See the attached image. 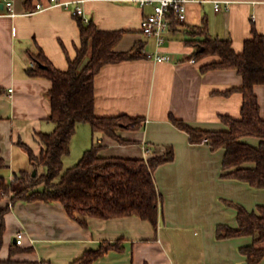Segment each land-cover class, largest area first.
Segmentation results:
<instances>
[{
    "label": "crops",
    "instance_id": "crops-1",
    "mask_svg": "<svg viewBox=\"0 0 264 264\" xmlns=\"http://www.w3.org/2000/svg\"><path fill=\"white\" fill-rule=\"evenodd\" d=\"M12 1L14 15H9L0 1V87L4 90L0 95V149L7 166L0 175L35 171L20 143L39 153L37 132L54 128L49 119L51 82L28 75L31 56L40 55L55 68L65 70L67 58L75 56L80 44L74 5L29 13L36 2L47 0ZM78 1L98 29L121 32L115 51L143 45L140 57L106 63L94 77L95 114L140 116L145 119L142 127L117 130L130 143H120L100 132L96 137L103 146L99 151L103 157L148 158L162 154L168 146L173 148V160L154 170L162 197L160 219L156 229L148 220L133 215L87 217V225L82 226L59 202H11L3 197L0 214L10 202L11 206L3 216L1 264H70L103 242H117L120 249L110 250L93 264H247L239 248L250 244L252 236L217 239L215 228L218 224L236 225L237 210L227 201L254 210L264 204V188L222 177L224 150H211L205 142L190 143L187 132L175 126L169 116L202 130H225L220 115L239 116L241 93L222 92L240 86L241 76L231 68L202 71L200 66L215 57L190 61L195 48L186 44V31L206 21L212 36L229 38L232 48L240 52L251 36L252 25L264 35V0H218V11L214 0H193L187 5L185 21L172 24L158 49L141 31L143 17L152 12L151 4L141 6L139 0ZM155 51L167 59L146 56ZM254 92L264 118V84H256ZM83 125L77 124L63 165L70 154L76 162L91 145L90 125ZM242 140L258 143V138L251 136ZM147 148L150 153H146ZM42 169L38 167V172ZM19 231H25L21 243L16 242ZM256 264H264V257Z\"/></svg>",
    "mask_w": 264,
    "mask_h": 264
},
{
    "label": "trees",
    "instance_id": "trees-1",
    "mask_svg": "<svg viewBox=\"0 0 264 264\" xmlns=\"http://www.w3.org/2000/svg\"><path fill=\"white\" fill-rule=\"evenodd\" d=\"M32 0H26L31 2ZM79 17V16H77ZM80 44L73 58H67V68L59 70L40 55L31 56L33 66L26 72L50 80L48 90L51 112L49 119L54 123L51 131H38L39 153L24 144L33 171L13 172V180L0 175V198L9 197L16 201L59 202L67 214L80 225H87V217L112 218L126 215L148 220L156 229L160 215L162 197L154 179V170L174 158L171 146L162 154L148 158L103 157V147L97 133H104L120 143H130L117 134V130L139 129L144 118L127 115L98 116L94 112V77L106 63H113L141 56L140 43L128 51H115L113 46L120 36L119 31L98 29L92 22L85 24L81 17ZM185 42L195 51L191 57L201 59L214 56L203 63L202 71L216 68L235 69L241 76V85L222 92L229 95L238 91L242 95L238 117L220 115L227 126L225 130H202L189 126L173 115L170 121L187 132L190 143L205 142L211 150L223 149L221 161L222 177L246 182L254 188H264V118L254 92L256 84H264V35L254 25L251 36L245 39L240 52L232 48L229 38H218L208 32L206 21L201 26L187 29ZM4 90L0 87V95ZM78 123L90 125L93 140L73 165L64 168L63 157L70 152V142ZM258 138L252 145L243 137ZM205 140V141H203ZM43 172H38V167ZM0 149V170L6 169ZM236 208V225L218 224L215 237L224 239L237 236H252V242L239 248L246 256L247 264H256L264 257V204L254 210L242 205L226 202ZM1 210L0 248L4 233V213ZM112 249H120L117 242H103L97 248L87 249L70 264H93ZM8 262H11L7 260ZM3 261L0 259V264Z\"/></svg>",
    "mask_w": 264,
    "mask_h": 264
},
{
    "label": "built area",
    "instance_id": "built-area-1",
    "mask_svg": "<svg viewBox=\"0 0 264 264\" xmlns=\"http://www.w3.org/2000/svg\"><path fill=\"white\" fill-rule=\"evenodd\" d=\"M3 2V7L6 8L9 15H14L13 1L12 0H0ZM193 0H139L141 6L145 4L152 5V12L148 15H145L141 22V31L142 33L154 40L156 49L162 46L165 42V34L171 28L173 23H183L186 18L187 5ZM78 0L75 1H62V0H47L46 3L36 2L35 8L29 13H33L36 10H44L54 6H63L69 8V6L74 5L72 13L75 16L81 17L84 22H88L89 18L85 16L84 11L81 5L78 3ZM221 2L214 0V9L216 11L220 10ZM149 58H154L155 60H164L167 57L163 54H160L158 51L153 53L146 54ZM190 61L194 62V58H191ZM33 66V63H31ZM12 88H9L11 91ZM205 141V140H203ZM146 153H150V150L147 148ZM9 180H13V174H10ZM11 206V202L8 205ZM25 231H19L16 234V242L21 243ZM34 241V240H31Z\"/></svg>",
    "mask_w": 264,
    "mask_h": 264
},
{
    "label": "rangeland",
    "instance_id": "rangeland-1",
    "mask_svg": "<svg viewBox=\"0 0 264 264\" xmlns=\"http://www.w3.org/2000/svg\"><path fill=\"white\" fill-rule=\"evenodd\" d=\"M83 126H85V127H87L88 128V124L87 123H85V125H83ZM78 135L80 136H82V129H79V131H78ZM31 142H30V145L32 146V147H34V145H35V142L34 141H32V140H30ZM73 156H72V154H70L67 158H66V160H65V164H64V168L63 169H65V168H67V167H69V166H71V165H73L74 163H76L75 162V160H73ZM43 168V167H42ZM43 170H44V168L41 170V171H39V173H41V172H43ZM6 173H7V171L3 174L4 175V177H5V179H7L10 175H6Z\"/></svg>",
    "mask_w": 264,
    "mask_h": 264
},
{
    "label": "water",
    "instance_id": "water-1",
    "mask_svg": "<svg viewBox=\"0 0 264 264\" xmlns=\"http://www.w3.org/2000/svg\"><path fill=\"white\" fill-rule=\"evenodd\" d=\"M0 6H2V3H0ZM33 173H35V171H33ZM243 264H246V262H244Z\"/></svg>",
    "mask_w": 264,
    "mask_h": 264
}]
</instances>
